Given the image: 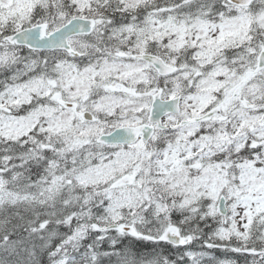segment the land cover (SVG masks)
Listing matches in <instances>:
<instances>
[{"label":"snow or ice","instance_id":"snow-or-ice-1","mask_svg":"<svg viewBox=\"0 0 264 264\" xmlns=\"http://www.w3.org/2000/svg\"><path fill=\"white\" fill-rule=\"evenodd\" d=\"M0 264H264V0H0Z\"/></svg>","mask_w":264,"mask_h":264}]
</instances>
